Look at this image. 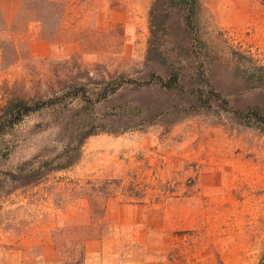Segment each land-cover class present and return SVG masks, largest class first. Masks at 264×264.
Instances as JSON below:
<instances>
[{
	"label": "rangeland",
	"instance_id": "obj_1",
	"mask_svg": "<svg viewBox=\"0 0 264 264\" xmlns=\"http://www.w3.org/2000/svg\"><path fill=\"white\" fill-rule=\"evenodd\" d=\"M154 1L4 0L0 109L15 95L138 76ZM200 1L207 78L235 110L264 114V0ZM160 36L198 81L174 36ZM196 102L125 88L93 111L51 108L10 131L0 140V264H264V129ZM86 123L117 133L90 137L75 166L15 188L10 172L57 156ZM129 125L139 127L121 131ZM111 180L122 187L106 199ZM130 184L145 197L126 200Z\"/></svg>",
	"mask_w": 264,
	"mask_h": 264
},
{
	"label": "trees",
	"instance_id": "obj_2",
	"mask_svg": "<svg viewBox=\"0 0 264 264\" xmlns=\"http://www.w3.org/2000/svg\"><path fill=\"white\" fill-rule=\"evenodd\" d=\"M200 0H155L150 9V33L148 50L144 69L138 76L132 77L119 74L110 79H104L90 86L85 83H70L62 90L49 96H36L32 99L15 95L0 109V140L22 124L28 117L40 114L51 108L58 110L68 109L75 103L93 111L94 107L106 102L125 88H159L168 92H181L196 98V107L202 105L211 107L218 104L226 111L233 112L247 122H256L264 129V114L258 110L242 112L231 107L230 102L213 86L207 78V63L204 44L198 38L197 24ZM7 26L5 15L0 3V32ZM160 32L174 36L176 44L174 51L178 56L185 55L186 61L195 64L198 72V81L188 80L182 73L184 66L179 67L180 61L174 63L169 57V47L161 39ZM173 49V48H171ZM171 60V61H170ZM197 81V82H195ZM146 126L155 124L154 120H146ZM136 126H127L122 132L138 129ZM141 129V128H139ZM110 128H98L94 123H86L79 128L64 150L53 158H45L40 162L30 161L10 172L9 180L16 189L29 188L43 183L48 176L56 171L67 170L75 166L82 155L85 142L99 133H117ZM105 198L115 197L114 185L121 188L122 180H111L107 183ZM126 200L139 201L145 196L141 189L136 190L135 184L122 188L120 193ZM102 217L104 213L102 211Z\"/></svg>",
	"mask_w": 264,
	"mask_h": 264
},
{
	"label": "crops",
	"instance_id": "obj_3",
	"mask_svg": "<svg viewBox=\"0 0 264 264\" xmlns=\"http://www.w3.org/2000/svg\"><path fill=\"white\" fill-rule=\"evenodd\" d=\"M0 3H1V7L3 9L4 15H5L4 0H0ZM5 19H6V15H5ZM6 23H7V21H6ZM110 198H112V197H110ZM97 245L98 244H91V246L90 245L89 246H86V248H87L88 251H91L92 252V248L96 247Z\"/></svg>",
	"mask_w": 264,
	"mask_h": 264
}]
</instances>
